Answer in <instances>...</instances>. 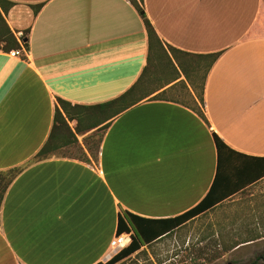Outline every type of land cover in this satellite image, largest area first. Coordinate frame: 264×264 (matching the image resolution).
<instances>
[{
  "label": "crops",
  "instance_id": "0c3cea01",
  "mask_svg": "<svg viewBox=\"0 0 264 264\" xmlns=\"http://www.w3.org/2000/svg\"><path fill=\"white\" fill-rule=\"evenodd\" d=\"M7 1L3 18L28 49L0 51V171L22 168L0 208V264H105L119 216L168 219L203 201L219 169L215 136L228 149L215 196L237 192L151 246L177 236L188 246L193 227L197 246L263 251V0H143L164 44L220 54L204 84L205 121L179 102L143 101L99 131L94 160L83 149L88 161L37 162L57 99L96 105L123 94L146 64L147 36L127 0Z\"/></svg>",
  "mask_w": 264,
  "mask_h": 264
},
{
  "label": "trees",
  "instance_id": "16d2710c",
  "mask_svg": "<svg viewBox=\"0 0 264 264\" xmlns=\"http://www.w3.org/2000/svg\"><path fill=\"white\" fill-rule=\"evenodd\" d=\"M127 1L140 14L147 36L146 64L140 76L123 94L104 103L96 105H72L67 101L57 99L52 129L47 141L34 158L36 162L46 160L52 155H57L66 148L79 145L76 135H83L91 131H94L92 134L104 131L115 117L143 101H167L164 98L165 94L178 84L184 85L190 95L191 91H196V93L193 92L194 97L191 95L195 104L193 110L205 121L204 115L199 110V104H204L203 90L205 80L220 54L195 55L182 52L164 44L145 15L142 8L143 0ZM13 6L14 3L12 2L0 0V51L3 52L20 49L19 44L3 18V14H6ZM41 7L42 5L32 6V9L37 14ZM22 42L24 48L27 50V39L23 38ZM182 77L184 80H182ZM196 78L201 80L199 91H197L195 83ZM69 122L76 123L74 132L71 130ZM214 140L219 157V169L214 184L203 201L187 212L168 219H146L130 213H124L123 216H119L116 235L131 233V242L105 264L124 263L132 256H136L142 250L149 248L154 242L172 235L174 231L197 216L207 212L216 204L228 198L230 194L237 192L236 190L238 189H233V191L231 189L215 196L217 191L215 182L217 176L219 177L221 174L222 152L228 149L218 137L215 136ZM89 153L92 158H96L97 151L92 154L90 150ZM81 154L86 156L83 151H81ZM79 160L83 161L82 158ZM260 161L264 162V159ZM21 172L22 168L0 171V208L6 191ZM260 260H262V257L254 259L249 264H257Z\"/></svg>",
  "mask_w": 264,
  "mask_h": 264
},
{
  "label": "rangeland",
  "instance_id": "374dc122",
  "mask_svg": "<svg viewBox=\"0 0 264 264\" xmlns=\"http://www.w3.org/2000/svg\"><path fill=\"white\" fill-rule=\"evenodd\" d=\"M182 80H184L183 77ZM195 83L197 91H199L201 80L196 78ZM192 92L196 93L194 90ZM191 95L184 85L178 84L165 94L164 98L185 104L193 109L195 108V104ZM202 108L204 107L200 104L199 110L202 111ZM101 135L95 133L84 139L80 138L78 140L79 145L66 148L61 153H58L57 156L82 158L84 161H88L86 156L81 154V151H83L82 149H86L88 152L91 150L92 154H94ZM192 228H190L191 237L188 239V246H186L187 238L182 239L181 236L162 240L158 244L142 250L138 255L132 256L122 264H249L258 257H262V260L257 264H264V247H261L263 251L260 253H248L253 248L244 247L234 253L224 254L217 248H214L215 246L213 245H209L208 247L197 246L200 242V237H194V233L191 231ZM210 243L213 242L210 241L207 244Z\"/></svg>",
  "mask_w": 264,
  "mask_h": 264
},
{
  "label": "built area",
  "instance_id": "2783aa9c",
  "mask_svg": "<svg viewBox=\"0 0 264 264\" xmlns=\"http://www.w3.org/2000/svg\"><path fill=\"white\" fill-rule=\"evenodd\" d=\"M13 35H14L17 43L19 44L20 49L19 50H13V51L9 52V55L11 57H20L22 54L25 53V50H24L25 48L23 46L22 39L25 38L26 36L21 31H17V32L13 33ZM130 242H131V233H124L121 235H116L114 240H113L110 251L107 255L108 259L109 258L111 259L113 256L118 254L122 249L127 247L130 244ZM184 264H187V263H184Z\"/></svg>",
  "mask_w": 264,
  "mask_h": 264
}]
</instances>
